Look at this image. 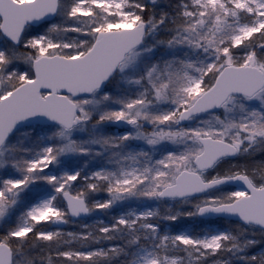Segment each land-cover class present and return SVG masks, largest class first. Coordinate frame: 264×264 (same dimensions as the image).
Masks as SVG:
<instances>
[{"label": "snow or ice", "instance_id": "1", "mask_svg": "<svg viewBox=\"0 0 264 264\" xmlns=\"http://www.w3.org/2000/svg\"><path fill=\"white\" fill-rule=\"evenodd\" d=\"M0 264H264V0H0Z\"/></svg>", "mask_w": 264, "mask_h": 264}]
</instances>
